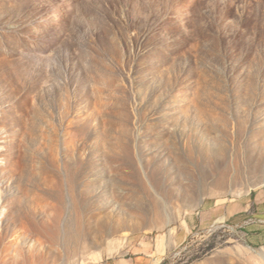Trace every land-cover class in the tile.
<instances>
[{
  "label": "rangeland",
  "instance_id": "1",
  "mask_svg": "<svg viewBox=\"0 0 264 264\" xmlns=\"http://www.w3.org/2000/svg\"><path fill=\"white\" fill-rule=\"evenodd\" d=\"M141 241L264 264V0H0V264Z\"/></svg>",
  "mask_w": 264,
  "mask_h": 264
},
{
  "label": "crops",
  "instance_id": "2",
  "mask_svg": "<svg viewBox=\"0 0 264 264\" xmlns=\"http://www.w3.org/2000/svg\"><path fill=\"white\" fill-rule=\"evenodd\" d=\"M169 244V239L165 240ZM164 243V244H165ZM139 245H144L145 251L132 250L118 257H108L100 264H156V256L161 255L162 252L157 251V244L146 247V242H140Z\"/></svg>",
  "mask_w": 264,
  "mask_h": 264
}]
</instances>
